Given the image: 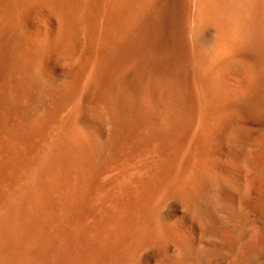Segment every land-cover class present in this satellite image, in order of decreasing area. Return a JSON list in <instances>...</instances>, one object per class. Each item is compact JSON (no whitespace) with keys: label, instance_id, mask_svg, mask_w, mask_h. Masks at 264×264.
<instances>
[{"label":"bare ground","instance_id":"1","mask_svg":"<svg viewBox=\"0 0 264 264\" xmlns=\"http://www.w3.org/2000/svg\"><path fill=\"white\" fill-rule=\"evenodd\" d=\"M0 264H264V0H0Z\"/></svg>","mask_w":264,"mask_h":264},{"label":"rangeland","instance_id":"2","mask_svg":"<svg viewBox=\"0 0 264 264\" xmlns=\"http://www.w3.org/2000/svg\"><path fill=\"white\" fill-rule=\"evenodd\" d=\"M246 201H248V202H246ZM245 203H246L247 205H246ZM245 205H246V207H248V208H246ZM252 206H253V200H252V198H250V200H245V202H244V209H245L246 212H248V213L250 212V213H251V214H250V213H249V214L252 216V222H253V224H256L255 222H257V220L259 219V216H258L259 214H257V211H254L255 209H254V207H252ZM251 207H252V208H251ZM249 208H250V209H249ZM253 209H254V210H253ZM254 214H255V215H254ZM257 216H258V218H257ZM253 217H254L255 219H254ZM256 219H257V220H256ZM253 237H254V236H253ZM253 237L250 236V239H251V240H249V241H250L249 243H251V242H252V243H253V242H256V241H255V240H256V238H255L256 235H255V237H254L255 239H252ZM252 240H253V241H252ZM252 243H251V244H252ZM253 244H254V243H253ZM255 244H256V243H255Z\"/></svg>","mask_w":264,"mask_h":264}]
</instances>
